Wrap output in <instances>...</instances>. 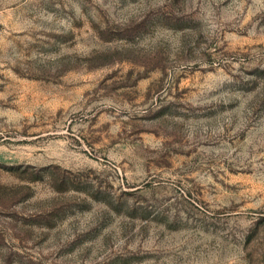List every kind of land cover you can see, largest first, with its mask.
<instances>
[{"label": "rangeland", "instance_id": "1", "mask_svg": "<svg viewBox=\"0 0 264 264\" xmlns=\"http://www.w3.org/2000/svg\"><path fill=\"white\" fill-rule=\"evenodd\" d=\"M0 264H264V0H0Z\"/></svg>", "mask_w": 264, "mask_h": 264}]
</instances>
